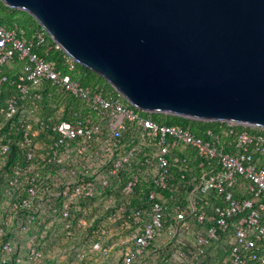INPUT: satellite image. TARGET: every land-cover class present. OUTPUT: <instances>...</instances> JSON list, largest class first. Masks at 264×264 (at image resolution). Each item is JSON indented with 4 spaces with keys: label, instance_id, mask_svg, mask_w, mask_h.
<instances>
[{
    "label": "built area",
    "instance_id": "2783aa9c",
    "mask_svg": "<svg viewBox=\"0 0 264 264\" xmlns=\"http://www.w3.org/2000/svg\"><path fill=\"white\" fill-rule=\"evenodd\" d=\"M48 38L42 27L27 35L18 26L0 25V67L21 62L11 81L16 93L0 105V264H144L165 219L170 242L191 232L189 218L203 223L193 196L212 190L222 197L212 223L178 252L179 260L203 255L222 233L229 241L223 264H264V128L226 122L229 150L223 151L218 138L204 140L179 125L153 121L113 87L105 94L73 80L36 51ZM64 64L69 71L77 65L67 54ZM7 80L1 76L0 87ZM49 87L80 107L66 117L39 116L38 101ZM185 146L199 157L196 168L175 155ZM178 161L185 166L180 179L192 186L186 200L174 199L171 163ZM240 178L247 181L243 194L252 198L234 197ZM16 231L27 236L24 250L13 238ZM60 238L89 241L74 263H61L43 250L48 240Z\"/></svg>",
    "mask_w": 264,
    "mask_h": 264
},
{
    "label": "water",
    "instance_id": "95a60500",
    "mask_svg": "<svg viewBox=\"0 0 264 264\" xmlns=\"http://www.w3.org/2000/svg\"><path fill=\"white\" fill-rule=\"evenodd\" d=\"M135 108L264 128V0H0Z\"/></svg>",
    "mask_w": 264,
    "mask_h": 264
},
{
    "label": "trees",
    "instance_id": "16d2710c",
    "mask_svg": "<svg viewBox=\"0 0 264 264\" xmlns=\"http://www.w3.org/2000/svg\"><path fill=\"white\" fill-rule=\"evenodd\" d=\"M0 25L6 28H14L18 26L20 28L25 29L26 34L29 35L31 31L35 28H39V24L30 16L27 12L13 9L11 7L6 6L3 2L0 1ZM55 43L48 38L46 44L43 48H36V51L39 55L47 62L53 64V66L62 70L63 72L69 73L73 80L78 81L83 86H89L93 90L97 91L103 89L105 94H109L113 92L112 86L104 80L101 76L95 74L91 70L81 66L79 64L76 65V69L74 71H69L64 64L65 53L60 49L54 47ZM21 62L17 59H14L13 62L7 63L3 67H0V77L5 76L8 80L0 87V105L3 103L4 99L11 94L16 93L15 86L11 84L12 80H16L18 73H20ZM80 107V103L72 98L70 95L61 92L57 87H49L45 92H43L42 98L38 101V114L39 116H58V114H64L66 117L67 110L69 109H78ZM147 117L152 119L153 121L159 124L166 125H179L183 128L189 129L194 135L204 139L216 141L217 138L221 141L219 148L223 151H228L229 147L225 143L228 138L225 136V130L227 127L226 122L219 121H202V120H194L190 118H184L180 116L170 115V114H162V113H144ZM221 137H224L221 139ZM14 146V145H13ZM15 147V146H14ZM175 155L177 157L185 156L188 158L190 166H194L196 168L199 157L196 152L189 146H185L183 148H177L174 150ZM11 166L7 164L5 167L6 170ZM184 165L180 163V161L171 163V176L172 181L176 183L175 191H174V199H187L188 193L191 192L192 186L187 185V180L180 179V173L184 172ZM196 173V170L194 171ZM3 174V171L1 172ZM247 181L243 178H240L237 182V185L232 188L234 197L236 199L241 198H252L250 193L243 194L242 189L246 186ZM1 198V196H0ZM3 199V198H2ZM222 197L217 194L215 190H212L208 193H196L193 196V202L196 207L197 212L203 213L205 215V220L202 224L196 223L193 218H189V221L193 223V229L187 236H177L174 238L167 247H172L176 252V257H178V252L181 249H185L189 247L194 240V235L198 231H204L212 221L210 220V215L213 214V208L215 205L221 203ZM1 201V199H0ZM168 218L165 219L164 228L161 230V234L157 237L155 241L149 246L150 249H154L158 246V239L166 234V228L168 226ZM232 227H230L229 232L232 233ZM219 240L213 241L206 249L205 253L192 261H181L182 264H197L199 260L209 254L210 250L215 247L222 240V233H220ZM185 240L186 245L182 246V243L178 242L179 240ZM89 241V239L76 238L75 240L70 241L71 244H82V248L85 247V244ZM169 241V239H167ZM219 241V242H218ZM218 242V243H217ZM223 251V256L220 258L218 264H223L224 259L228 256L229 246L220 247ZM226 248V249H225ZM169 249V248H168ZM79 251V250H78ZM76 253L73 258H75Z\"/></svg>",
    "mask_w": 264,
    "mask_h": 264
},
{
    "label": "rangeland",
    "instance_id": "374dc122",
    "mask_svg": "<svg viewBox=\"0 0 264 264\" xmlns=\"http://www.w3.org/2000/svg\"><path fill=\"white\" fill-rule=\"evenodd\" d=\"M1 89V88H0ZM0 208L2 205V198H0ZM11 233V232H10ZM24 232L16 231L13 234V238L15 241L19 243L23 248L27 245V236H25ZM168 236L166 234L162 235L157 243L158 246L155 247L152 251V254L148 258L147 262L144 264H182L181 261L176 257V252L172 247H167L170 245V241H167ZM168 242V243H167ZM23 247V248H22ZM220 247H225L223 245L213 247L209 254L203 259L199 260L197 264H218L220 258L223 256L222 250ZM169 248V249H168ZM82 244H71L69 241L60 238L58 240H48L45 246H43V250H47L48 254L51 258L56 259L58 262L66 263L71 262L74 263V254L81 250ZM226 249V248H225ZM113 255L118 257V251L116 249L113 250ZM76 264H99L98 261H92L91 259H86L84 262H77Z\"/></svg>",
    "mask_w": 264,
    "mask_h": 264
},
{
    "label": "crops",
    "instance_id": "0c3cea01",
    "mask_svg": "<svg viewBox=\"0 0 264 264\" xmlns=\"http://www.w3.org/2000/svg\"><path fill=\"white\" fill-rule=\"evenodd\" d=\"M228 242L229 241H227L225 238H222V240L216 246L223 245V246L227 247L228 246ZM151 254H152V251H151Z\"/></svg>",
    "mask_w": 264,
    "mask_h": 264
}]
</instances>
